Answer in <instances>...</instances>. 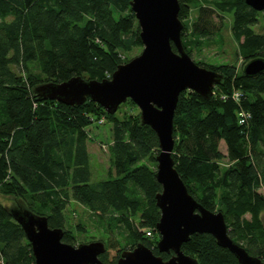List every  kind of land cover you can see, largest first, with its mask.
Returning a JSON list of instances; mask_svg holds the SVG:
<instances>
[{
  "label": "trees",
  "instance_id": "trees-1",
  "mask_svg": "<svg viewBox=\"0 0 264 264\" xmlns=\"http://www.w3.org/2000/svg\"><path fill=\"white\" fill-rule=\"evenodd\" d=\"M131 1L0 0V196L15 200L13 207L0 200V264H36L31 243L12 217L15 208L46 217L52 229H63L67 244L104 242L105 264H117L124 251L139 244L164 260L171 257L158 249L159 139L142 124L137 105L128 100L111 115L91 99L71 107L34 93L40 84L74 77L111 79L130 62L131 53L143 48ZM179 1L183 45L191 57L224 47L222 29L229 18L236 56L264 59V34L254 28L263 13L246 0ZM195 62L223 79L210 100L181 93L175 167L199 203L224 214L231 238L264 262V73L248 77L235 64ZM244 112L251 117L241 124ZM105 122L113 125L110 177L93 182L88 129ZM73 201L107 231L105 240H80L67 227ZM75 228L87 232L83 222ZM182 250L199 264H239L207 234L193 235Z\"/></svg>",
  "mask_w": 264,
  "mask_h": 264
},
{
  "label": "water",
  "instance_id": "water-1",
  "mask_svg": "<svg viewBox=\"0 0 264 264\" xmlns=\"http://www.w3.org/2000/svg\"><path fill=\"white\" fill-rule=\"evenodd\" d=\"M246 4L264 12V0H246ZM131 7L143 43L139 56L120 65L111 79L74 77L63 83H43L34 89L39 100L79 107L91 99L111 115L131 100L140 109L142 124L151 127L159 139L156 179L162 191L156 197L161 211L158 249L171 257L164 260L139 244L124 251L117 264H199L182 250L195 234L213 236L220 247L234 254L239 264H264L231 238L223 213L206 209L189 193L175 167L174 119L181 93L193 91L210 100L222 75L198 65L186 52L179 0H132ZM263 73L262 58L251 60L244 68L248 77ZM10 211L32 245L36 264H105L100 260L106 252L104 242L75 247L63 242V229H52L46 217L19 208Z\"/></svg>",
  "mask_w": 264,
  "mask_h": 264
},
{
  "label": "rangeland",
  "instance_id": "rangeland-1",
  "mask_svg": "<svg viewBox=\"0 0 264 264\" xmlns=\"http://www.w3.org/2000/svg\"><path fill=\"white\" fill-rule=\"evenodd\" d=\"M262 13L263 14H261L259 17L260 23H258L254 28L257 33L264 34V12ZM215 20L219 25L221 21L220 18H215ZM225 23L226 26L222 29L225 43L224 47L220 48L217 46H213L204 49L201 53L194 51L192 59L194 61L201 60L203 61L202 63H205L212 67H219L220 65L224 64H235L237 72H239L244 69L250 61H247L240 56H236L238 43L235 41L234 37L232 36V31L230 30L231 19L227 18L225 20ZM142 52L143 48L142 50H135L134 52H132V59L139 56ZM243 99L242 97L240 99H237L238 105L242 106L243 101L245 100ZM123 110L124 109L122 108L120 111L122 112ZM112 129L113 125L110 122H105L102 124L95 123L88 129L90 136V139L88 140V151L90 153V166L93 173V182L105 180L110 177L108 173L111 168L109 148L114 141ZM221 150L224 151V153L226 152L224 144H221ZM0 200L7 206L13 207L12 205L15 204V200L12 198L0 196ZM87 212V209L80 206L79 203L73 201L67 212V218L71 226L68 225L67 227L70 228V230L76 237H78L79 239L81 238L80 240H91L92 237H95L96 240H105L109 236L107 231L105 232L99 224L92 222V219ZM79 221L86 224L87 232L85 234L82 233L83 235L77 232L75 228Z\"/></svg>",
  "mask_w": 264,
  "mask_h": 264
},
{
  "label": "built area",
  "instance_id": "built-area-1",
  "mask_svg": "<svg viewBox=\"0 0 264 264\" xmlns=\"http://www.w3.org/2000/svg\"><path fill=\"white\" fill-rule=\"evenodd\" d=\"M236 96H240V94H237ZM242 116H243V118L241 120V124H244L246 122L245 118L248 119L249 117H251L250 114L247 115L246 112L242 113ZM144 232L147 234L148 237H152L153 236V234L150 231H148L147 229H145Z\"/></svg>",
  "mask_w": 264,
  "mask_h": 264
}]
</instances>
